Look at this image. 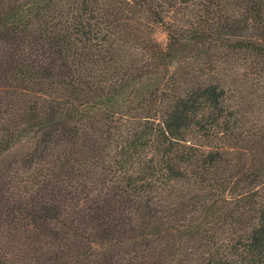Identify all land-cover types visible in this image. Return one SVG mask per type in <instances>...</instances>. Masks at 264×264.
Masks as SVG:
<instances>
[{
  "label": "trees",
  "instance_id": "obj_1",
  "mask_svg": "<svg viewBox=\"0 0 264 264\" xmlns=\"http://www.w3.org/2000/svg\"><path fill=\"white\" fill-rule=\"evenodd\" d=\"M0 264H264V0H0Z\"/></svg>",
  "mask_w": 264,
  "mask_h": 264
},
{
  "label": "rangeland",
  "instance_id": "obj_2",
  "mask_svg": "<svg viewBox=\"0 0 264 264\" xmlns=\"http://www.w3.org/2000/svg\"><path fill=\"white\" fill-rule=\"evenodd\" d=\"M156 38L158 39V41L165 45L167 43V37L166 34L163 32L162 29H158L157 33H156Z\"/></svg>",
  "mask_w": 264,
  "mask_h": 264
}]
</instances>
